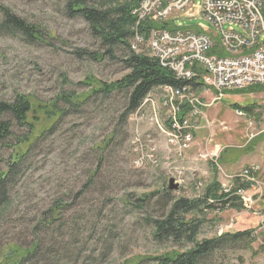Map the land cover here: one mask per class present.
I'll return each instance as SVG.
<instances>
[{"label":"rangeland","instance_id":"374dc122","mask_svg":"<svg viewBox=\"0 0 264 264\" xmlns=\"http://www.w3.org/2000/svg\"><path fill=\"white\" fill-rule=\"evenodd\" d=\"M0 5L39 26L44 38L30 42L0 30V101L11 103L25 95L35 105L49 106L65 92L88 95L91 88L83 84L88 78L111 83L126 74L120 61L126 48L117 47L109 54L83 17L64 14L62 0H0ZM198 10L173 20L176 25H204L212 31ZM2 18L0 13V23ZM141 43L137 52L153 55L149 41ZM79 51L88 55L78 56ZM194 90V97L205 107L200 108L199 117L187 113L189 123L198 125L188 126L193 138L186 149L170 144L161 130L143 121V134L156 138L157 167L135 165L132 141L139 127L131 118L122 120L126 93L91 97L51 129L46 128L54 118L46 120L43 112L32 114L43 125L30 135V141L36 140L24 156L11 200L0 215V264L19 261L22 252L17 250H27L40 239L44 250L66 249L63 264H129L137 257L185 252L194 246L188 239L162 244L153 236L152 222L168 213L163 195L170 180L180 185L179 190L170 191L171 199H203L215 178L222 193L233 176L254 163L261 165L256 175L261 190L247 189L246 194L254 196L252 205H244L233 191L226 204L209 200L211 208L203 204L187 218L198 225L196 242L218 240L217 248L199 264H264V86L227 91L220 99L213 88L196 85ZM150 98L162 115L185 112L168 108L161 101L160 88L152 90ZM150 110L146 116L152 114ZM4 118L11 122L13 135L0 142V169L18 143L15 136L28 134L12 117ZM113 131L112 142L101 154L96 147ZM232 183L238 188V180ZM143 198L146 202H140ZM55 204L63 208L60 220L50 228L36 229L42 214Z\"/></svg>","mask_w":264,"mask_h":264},{"label":"trees","instance_id":"16d2710c","mask_svg":"<svg viewBox=\"0 0 264 264\" xmlns=\"http://www.w3.org/2000/svg\"><path fill=\"white\" fill-rule=\"evenodd\" d=\"M62 2L64 14L69 18L83 17L88 22L93 34L98 37L103 46L108 47L109 54H114L117 47L126 48L125 57L120 59L126 74L120 80L111 83L88 78L86 82H83L88 88H91L88 95L82 97V94L65 92L60 94L54 103L49 106L35 105L30 97L25 95H19L11 103L0 101V142L9 140L13 135L12 124L4 118L5 116L12 117L20 128L28 130V134L25 137L20 136L18 138L15 136L18 143L13 149L10 160L6 162L4 169H0V215H2L4 208L8 207L11 200V189L16 181L17 174L20 172L24 156L30 151L36 140L30 141V135L38 125H43L42 120H39V116L31 117L32 114L43 112L46 120L50 121L54 118L51 125L46 128L51 129L54 128V124L59 118L70 112L78 111L91 97L126 93L127 97L122 114V120L126 121L130 118L129 116L141 107L152 90L163 86L182 89L186 86L195 88L197 85L192 80L178 79L171 70L161 65L158 58L150 54L137 52L131 44L136 34L143 37L144 42H148L154 29L176 30L174 20L160 22L148 17L137 26L138 18L134 15V10L138 8L140 0H62ZM0 13L3 17L0 23L1 31L12 35L20 34L30 42L44 40L39 26L18 17L9 7L0 5ZM191 29L196 30V28ZM197 32L201 31L197 30ZM215 53L221 56H226L227 54L220 48L213 49L211 54ZM83 54L88 55V53L83 51L77 53L81 57H83ZM198 72L200 73L199 75L203 73L201 70H198ZM184 111L186 112V109ZM184 116L186 114L182 115V117ZM46 129L45 127L43 128L45 131ZM44 132L40 133L41 135L36 138L44 136ZM114 136L115 133L113 131L96 149L102 154L110 145ZM102 160L103 158L101 163ZM220 191L221 185L216 181V178L205 188L203 199L188 200L182 198L175 200L170 198L171 192L166 190L163 199L169 204L168 213L161 219L152 222L153 236L162 244L169 240L183 242L188 239L194 246L185 252L168 251L152 258L137 257L131 260L129 264H199L217 248L218 240L207 239L196 242L195 233L198 225H192L194 221L188 220L187 216L192 212L199 211L203 204H208V208H211L212 204H210L209 200L226 204L233 198L226 199L227 197ZM146 200L143 198L140 202H146ZM62 210L63 208L61 209L58 204L46 210L42 214V219L38 222L39 227H36V229L41 231L42 229L50 228L51 225L60 220ZM44 246H46L44 241L42 242L40 239L37 242L35 241L27 250H17V253L22 252L21 258L19 261L13 260L10 264L64 263L62 261L64 257L62 256L65 255L66 249L62 247L56 251H52L50 248L44 250Z\"/></svg>","mask_w":264,"mask_h":264},{"label":"built area","instance_id":"2783aa9c","mask_svg":"<svg viewBox=\"0 0 264 264\" xmlns=\"http://www.w3.org/2000/svg\"><path fill=\"white\" fill-rule=\"evenodd\" d=\"M183 1V6H180L179 3ZM195 9H199L200 19L211 24L213 30L199 25L197 28L202 31L195 32L185 29L180 23L179 28L174 31H152L150 46L161 65L171 70L178 79H205L206 86L215 89L220 97L227 91L263 87L264 22L260 20V12H264V0H140L134 15L138 18V26L148 17L165 21ZM176 10L179 13H175ZM237 28L240 31H237ZM141 42L142 38L137 36L136 45ZM217 47L226 52V56L211 54ZM198 70L204 71L206 75H199ZM162 90L167 107H174L175 111H179L187 105L192 116L200 115L201 101L194 97L190 87L176 90L163 87ZM148 102H151L153 107L147 120L153 125L154 120L163 122L160 109L154 107V102L150 100H146L145 104ZM142 110L143 107L134 115L136 124H139V134H134L132 141L134 153L137 155L135 164L141 167L147 161L157 166V147L151 137L145 140L141 134V123L145 120ZM239 113L243 114L241 111ZM178 118L179 116L167 118L165 115L169 127L167 129L163 123V133L171 134V144L183 150L186 149L187 141H190L191 132L188 126L196 128L197 124H190L187 118ZM259 171L258 165L244 168L243 173L231 178L238 180V188H231V184L225 185L224 193L236 191V197L240 198L243 204L252 205L254 196L247 195L246 191L249 189L256 192L261 188L256 178Z\"/></svg>","mask_w":264,"mask_h":264},{"label":"bare ground","instance_id":"6f19581e","mask_svg":"<svg viewBox=\"0 0 264 264\" xmlns=\"http://www.w3.org/2000/svg\"><path fill=\"white\" fill-rule=\"evenodd\" d=\"M260 20H262V22H264V12H260ZM177 77V76H176ZM181 80H185V79H181ZM204 80V82H205V84H206V80L205 79H203ZM198 83V82H197ZM200 83V82H199ZM165 87H167V90H176V88H173V87H170V86H165ZM186 87H189V86H186ZM164 103L166 104V97H164ZM165 107V106H164ZM168 108H170V109H173L174 111H175V109H174V107H168ZM169 111V110H168ZM171 111V110H170ZM175 113V112H174ZM175 117V115L172 117V116H167V118H174ZM160 122H161V120H160ZM159 128H160V130L163 132V122H161L160 124L159 123H155ZM137 125V127H139V124H136ZM194 131H195V129H194ZM139 134V133H138ZM160 135V134H159ZM165 136L169 139V142H170V144H171V142H172V135L171 134H165ZM192 138H193V135H192V132H191V136H190V141L192 140ZM152 140H153V142H154V144H155V140L152 138ZM158 141V140H157ZM190 141H187V144H186V147L189 145V142ZM157 143V142H156ZM158 146V145H157ZM160 150V149H159ZM231 188H235V185L233 186V183H232V186H231ZM237 188V187H236ZM232 192L233 191H225V193L227 194V195H229V194H232ZM235 194H236V191H235ZM233 195V194H232ZM231 196V195H230ZM229 196V197H230ZM228 199H230V198H228Z\"/></svg>","mask_w":264,"mask_h":264},{"label":"water","instance_id":"95a60500","mask_svg":"<svg viewBox=\"0 0 264 264\" xmlns=\"http://www.w3.org/2000/svg\"><path fill=\"white\" fill-rule=\"evenodd\" d=\"M180 185L178 183H176L175 179H171L169 182V187L168 190L173 192V191H177L179 190Z\"/></svg>","mask_w":264,"mask_h":264},{"label":"crops","instance_id":"0c3cea01","mask_svg":"<svg viewBox=\"0 0 264 264\" xmlns=\"http://www.w3.org/2000/svg\"><path fill=\"white\" fill-rule=\"evenodd\" d=\"M197 85H198V86H201L202 84H201V82H200V83H198ZM192 88H194V87H192Z\"/></svg>","mask_w":264,"mask_h":264}]
</instances>
